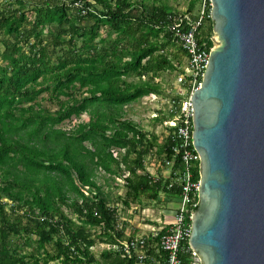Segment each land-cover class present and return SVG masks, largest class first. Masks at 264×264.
<instances>
[{
    "label": "trees",
    "instance_id": "16d2710c",
    "mask_svg": "<svg viewBox=\"0 0 264 264\" xmlns=\"http://www.w3.org/2000/svg\"><path fill=\"white\" fill-rule=\"evenodd\" d=\"M29 4L12 0L0 12V264H137L112 248L125 237L97 179H122L126 207L160 194L179 199L178 185L169 189L145 167L155 150L171 161L170 137L157 144L125 112L149 94L168 97L155 80L181 72L168 51L185 56L169 30L177 14L162 0H40L29 20ZM212 27L207 18L199 31L209 46ZM84 114L88 122L61 128ZM97 243L111 246L99 258Z\"/></svg>",
    "mask_w": 264,
    "mask_h": 264
},
{
    "label": "water",
    "instance_id": "95a60500",
    "mask_svg": "<svg viewBox=\"0 0 264 264\" xmlns=\"http://www.w3.org/2000/svg\"><path fill=\"white\" fill-rule=\"evenodd\" d=\"M212 50L192 95L200 264H264V0H211Z\"/></svg>",
    "mask_w": 264,
    "mask_h": 264
},
{
    "label": "built area",
    "instance_id": "2783aa9c",
    "mask_svg": "<svg viewBox=\"0 0 264 264\" xmlns=\"http://www.w3.org/2000/svg\"><path fill=\"white\" fill-rule=\"evenodd\" d=\"M192 18L187 13L171 18L169 30L185 53L186 66L174 79L168 97L165 98L167 118L162 121L166 136L172 141L171 161L162 156V162L155 170L164 166L170 180L168 188L178 185L180 196L173 220L166 227L152 229L148 234L120 242L112 248L119 251L123 258L136 259L137 264H186L181 259L189 255L192 264H200L197 255L186 247L191 233V216L196 205L199 181L193 180V171L199 164V157L192 141L193 105L192 95L201 86L212 50L211 38L203 41L199 31L207 18H211V0H200V8ZM114 156L117 155L113 150ZM178 162L179 167H175ZM151 175V173H150ZM128 175L125 174L124 177ZM153 177V176H152ZM157 180L159 177H153Z\"/></svg>",
    "mask_w": 264,
    "mask_h": 264
},
{
    "label": "rangeland",
    "instance_id": "374dc122",
    "mask_svg": "<svg viewBox=\"0 0 264 264\" xmlns=\"http://www.w3.org/2000/svg\"><path fill=\"white\" fill-rule=\"evenodd\" d=\"M12 1V0H0V12L6 8L8 6V3ZM24 2H26L27 4H29L30 8H26V14L29 18V20L33 19V13L31 12V7L40 3V0H22ZM195 0H162L163 4L166 5L167 7H169L174 13L176 14H183V13H188L189 7L191 2H193ZM17 7V6H15ZM200 8V1L195 2L194 6H193V12H198ZM100 34H102V37H105V31L104 29H102L100 31ZM2 39V36H1ZM4 46L3 44H0V53H2L4 51ZM171 55L173 56H177V59L174 61L175 65H178L179 61L182 60V55L181 53L174 47L170 48L168 50ZM179 58V59H178ZM179 60V61H178ZM0 64L1 65H5L4 62H2V60L0 59ZM180 67V66H179ZM175 78V73H170V72H165L162 74L161 79L158 80V83H160L162 85V87L164 88L165 92H168L169 90V86L172 85L173 80ZM136 81L137 78L135 77H129L128 81ZM160 98V97H159ZM162 98V97H161ZM44 99V100H42ZM38 102L41 103V106L43 108L49 109L50 111H55L57 109L56 104L50 103L48 100H46V95H42L38 100ZM142 100H140L139 102H137V105H133L134 108H132V111L135 115H130L128 113V115H126V118L130 119L131 121H134L135 123H138L139 126L141 127V129L144 131H147V133H149V135H154L157 138V141H163L165 136H166V130L162 124V122L160 121L161 118H167V115H165L166 113V109H167V105L165 104L166 101L165 99H157L156 97L154 98V109H157L158 111L161 110V112H163L164 116H159L158 118H151V114H149L148 111V106H145L142 104ZM144 102V101H143ZM128 108H125V110ZM135 109V110H134ZM134 116V117H133ZM89 117L87 115H83L80 119H76V118H72L71 120L65 121L62 125L61 128L64 130H69L72 129L75 125H77L80 122H88ZM158 144V142H157ZM160 144V143H159ZM154 151V150H153ZM116 152L118 153V150H116ZM155 153L158 157H160L158 155L157 152H152ZM117 156V155H116ZM149 157V156H148ZM148 157L146 158V163H147V167L149 169V171L152 170L153 167L152 164L154 163V161L149 160L147 161ZM155 171V170H154ZM154 171H151L154 172ZM98 183L100 185H102L103 187V191L107 196V199L109 202H111V205H118L117 209L119 210V214L121 217L127 219V217L131 216V212H129V207H125L122 202L121 199L124 198L125 196V187L122 183V180L120 178H112L110 176L105 175L104 173L100 172V174H98V179H97ZM142 203L145 201L151 202L153 203V201L148 200L147 198H142L141 199ZM10 203V202H8ZM11 204H9V206L6 207V211L8 214L11 213ZM66 211V210H65ZM137 212V211H136ZM70 217H73L70 215ZM16 244L21 245L22 242L21 241H17ZM50 249V248H48ZM103 250H105V246L99 245L97 244L94 248L93 251L95 253H101ZM31 251L30 248H26L24 250V253H29ZM53 264V263H51Z\"/></svg>",
    "mask_w": 264,
    "mask_h": 264
},
{
    "label": "crops",
    "instance_id": "0c3cea01",
    "mask_svg": "<svg viewBox=\"0 0 264 264\" xmlns=\"http://www.w3.org/2000/svg\"><path fill=\"white\" fill-rule=\"evenodd\" d=\"M196 14H197V12L193 13V15H196ZM182 57L183 58L181 60V67H185L186 63H187L186 57L185 56H182ZM158 80L159 79H156L155 83H158ZM155 97L157 99H162V100L165 99L164 96L161 98L160 96H156L155 94H149L148 96H145V97L129 104L128 106H126L125 108H128V111H127V109L125 110L126 115H128V113L130 115H135L132 111V108L135 107V106L133 107V105H137L136 103L143 99L144 102L142 101V104L149 107L148 111H149V114H151V118H158L159 116H161L163 114V112H161V110L158 111L157 109L153 108L154 107V101L153 100ZM162 116H164V114ZM145 132H147V131H145ZM157 142H158V144L162 143L161 141H157ZM155 152H156V150H155ZM160 157H158L155 153H152L148 157L147 161H149V160L154 161V163L151 166V167H153L151 171H154L155 168L157 166H159L160 162H162L163 158L162 157L160 158ZM147 166L148 165H147L146 160H145L146 170L150 174L151 171H149ZM151 176L162 177L164 179H168V170L164 166H161V167L157 168L154 172H152ZM122 183L124 185L123 180H122ZM109 205L114 206L116 208L118 206L116 204L111 205V202H109ZM177 206H178V201L176 199L167 197L164 194H160L158 201H156V202L153 201V203L148 202V201H145L142 203V201H141L139 203L131 204L129 206V209H130L129 212H131L132 215L127 217V219H125V218L121 217L120 214L118 213V220H117L116 228H117V230H121L123 232V235L125 237V240H123V241L132 239V238L140 236V235L148 234L150 232V230H152V229H161V228L166 227L168 224H170L173 220ZM117 212H119L118 209H117ZM97 233H99V232H97ZM123 241H121V242H123ZM97 244L105 246V249H108L111 247L105 243H97ZM92 251H93V249H92ZM93 253H94V256L97 258H99L100 254H101V253L97 254L94 251H93Z\"/></svg>",
    "mask_w": 264,
    "mask_h": 264
}]
</instances>
